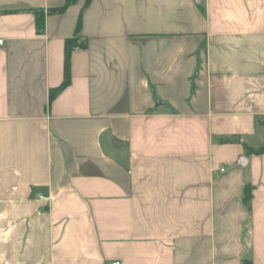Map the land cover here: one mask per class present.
<instances>
[{
	"label": "crops",
	"instance_id": "1",
	"mask_svg": "<svg viewBox=\"0 0 264 264\" xmlns=\"http://www.w3.org/2000/svg\"><path fill=\"white\" fill-rule=\"evenodd\" d=\"M88 1L0 0V264H264V0Z\"/></svg>",
	"mask_w": 264,
	"mask_h": 264
},
{
	"label": "trees",
	"instance_id": "2",
	"mask_svg": "<svg viewBox=\"0 0 264 264\" xmlns=\"http://www.w3.org/2000/svg\"><path fill=\"white\" fill-rule=\"evenodd\" d=\"M78 3V0H65L64 4L61 7L50 9L49 13L50 14H62L66 11L67 8H69L72 5H75ZM90 3V0L88 1V4ZM81 26H82V18L79 19L78 21V26H77V31H76V36L72 39L67 40L66 42V47H65V68H64V81L60 88L54 92H52L50 96V102H52L55 98L56 92L61 91L68 87L71 83V56L72 53L75 50L79 49H85L87 47L86 41H79V33L81 31ZM41 30L44 29L43 21L40 24ZM250 153L253 154H264V147L260 149L259 151H254L252 149L248 150ZM251 198L250 192L246 191V199L249 201Z\"/></svg>",
	"mask_w": 264,
	"mask_h": 264
},
{
	"label": "built area",
	"instance_id": "3",
	"mask_svg": "<svg viewBox=\"0 0 264 264\" xmlns=\"http://www.w3.org/2000/svg\"><path fill=\"white\" fill-rule=\"evenodd\" d=\"M2 43H3V41H0V44H2ZM221 171L224 172L225 169H222ZM113 264H120V263L119 262H114Z\"/></svg>",
	"mask_w": 264,
	"mask_h": 264
}]
</instances>
